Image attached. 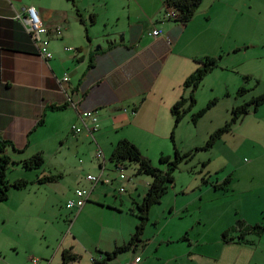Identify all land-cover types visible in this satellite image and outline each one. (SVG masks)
Instances as JSON below:
<instances>
[{"label": "crops", "instance_id": "crops-1", "mask_svg": "<svg viewBox=\"0 0 264 264\" xmlns=\"http://www.w3.org/2000/svg\"><path fill=\"white\" fill-rule=\"evenodd\" d=\"M165 1L0 0V138L14 148H5L11 162L35 154L56 158L70 143L92 152L101 146L108 154L117 141L127 139L143 155L145 144L154 138L167 142L173 122L170 109L190 93L183 86L185 79L200 66L198 59L216 58L220 51L212 34L214 5L203 0L192 19L182 24L165 20ZM30 7L48 30L43 36L52 54L48 60L38 55L14 19ZM155 28L162 31L160 37L150 35ZM88 110L98 115L93 139L70 129L79 124L78 114ZM101 136L108 139L109 150ZM165 152L166 145L152 155ZM88 207L85 204L81 213ZM146 230L140 244L105 264H256L260 248L223 240L211 244L200 236L190 240L185 226L175 235L163 236L156 226L146 236ZM131 236L120 234L106 249L96 246L95 254L67 248L63 240L61 262L62 253L70 251L79 258L71 264H92V259L98 264L127 245Z\"/></svg>", "mask_w": 264, "mask_h": 264}, {"label": "rangeland", "instance_id": "rangeland-1", "mask_svg": "<svg viewBox=\"0 0 264 264\" xmlns=\"http://www.w3.org/2000/svg\"><path fill=\"white\" fill-rule=\"evenodd\" d=\"M204 2L214 5L212 34L220 51V66L193 93L194 104L190 107L188 101L183 106L177 126L172 116L167 142L154 138L147 143L150 149L144 146V157L160 170L165 169L161 156L173 161L175 151L187 154L177 163L172 185L168 184L161 201L152 206L146 236H151L156 226L163 236L175 235L185 226L190 240L200 236L215 244L222 243L226 230L229 236L238 235L229 231L236 220L251 221V226L264 224V103L257 109L250 106L246 115L204 148L210 135L230 121L233 108L264 94V0ZM241 88L248 90L243 96L237 95ZM213 100L216 105L194 125L193 115ZM101 137L107 147L108 139ZM165 145L167 152L152 155ZM112 150L108 154L102 150L106 169L102 178L112 181L95 187L86 203L89 207L82 213L68 210L66 203L76 190L90 189V183L83 181L87 175L101 173L92 150L76 149L70 143L58 157H42L45 164L40 168L7 167L8 182L24 180L28 185L10 188L8 198L0 201V264H32L31 259L57 264L63 240L67 248L95 254L96 246L106 249L112 238L129 232L133 235L138 224L136 204L151 178L137 174L133 164L124 162L125 179L120 181V173L110 161ZM44 177L54 180L37 181ZM121 186L124 192H119ZM252 242L260 247L254 262L264 264V234Z\"/></svg>", "mask_w": 264, "mask_h": 264}, {"label": "trees", "instance_id": "trees-1", "mask_svg": "<svg viewBox=\"0 0 264 264\" xmlns=\"http://www.w3.org/2000/svg\"><path fill=\"white\" fill-rule=\"evenodd\" d=\"M203 0H166L165 4L176 13H178L177 22L182 24H187L197 9L201 5ZM221 56L215 57H203L198 59L200 66L185 79L183 86L185 89H190V93L186 98H181L170 109L171 115L173 116L175 126H177L183 116V106L189 101V106L191 107L194 102L193 93L199 87L204 78L210 74L214 69L219 66ZM248 90L239 89L237 95L243 96ZM264 103V94L252 98L250 102L237 106L231 111V119L223 127L214 131L209 139L207 140L204 148H207L215 140V138L224 130L228 129L230 124L234 122L237 118L244 116L248 113L249 107L253 105L254 109ZM216 105V100L210 101L205 108L201 109L193 115L192 121L196 125L197 121L205 115V113L210 110L213 106ZM63 107H56L55 109H62ZM173 135H171V138ZM12 147V144L8 141L2 140L0 138V201H5L8 198V191L10 188L21 189L28 185L27 181L24 180H15L13 182H8L6 180V170L10 164L20 165L22 168L27 170L37 169L43 166L44 160L40 154H35L28 159H24L18 162H11L9 156L5 154L6 147ZM187 155V154H185ZM185 155H180L175 151V160L170 161L168 157L161 156L160 164L165 166L164 170H160L156 167H153L150 164V161L142 156L138 148L128 141L127 139H121L116 142L113 147L112 153L110 155L111 161H121L128 162L135 166V171L137 174L147 175L151 178V182L148 185V189L143 196L140 203L136 204L135 215L138 219V224L135 228L133 235L131 236L127 245L114 249L111 253L106 254L105 260L98 264H105L106 261H111L116 258L118 255L126 253L127 251L135 248L140 244L141 238L143 236L146 224L149 219V212L153 205L158 204L164 194L167 191L168 184L173 183V173L176 169L177 163ZM53 177H44L40 178L37 181L40 183L51 181ZM54 180V179H53ZM52 180V181H53ZM225 188L224 186L222 187ZM134 213V211H132ZM231 232L238 234L235 238L227 239L228 232L222 234V240L225 243L233 242L239 245H252L253 242L246 241V237H254L260 239L264 234V224H254V226H246L242 220H236L234 227L230 229ZM79 258L77 256L71 255L70 251H64L62 253V262L61 264H71L78 262ZM94 264H97L95 262Z\"/></svg>", "mask_w": 264, "mask_h": 264}, {"label": "built area", "instance_id": "built-area-1", "mask_svg": "<svg viewBox=\"0 0 264 264\" xmlns=\"http://www.w3.org/2000/svg\"><path fill=\"white\" fill-rule=\"evenodd\" d=\"M14 19L18 20L22 25L25 32L28 34L33 46L36 48L38 55L48 60L52 58V54L48 49L49 40L45 37L48 33V30L43 25L38 11L34 8L30 7L24 10L23 13H18L14 16ZM165 20L167 21H177L178 20V13L173 11L172 9L167 10L165 14ZM59 33V30H56ZM150 35L154 38L160 37L162 35V31L158 28H155L151 31ZM63 81H67L65 77ZM78 123H74L71 125L70 129L71 132L75 135H79L82 132L87 137L93 139V134L98 130V115L96 110H88L78 114ZM96 158L99 159V167H100V174L98 176H92L91 174L85 177V181L90 183V189H78L74 192V197L67 201L66 208L69 210H75L79 212L87 202H89L91 192L98 184H108L111 183L112 180L103 179L102 172L105 170V160L103 152L100 148H97L95 151ZM114 167L116 170L119 171L118 179L123 181L125 176L123 175V171L125 169L124 162L121 161H114ZM124 187H119V192H124ZM33 264L37 263L36 259H31ZM94 259L91 260V263L94 264ZM133 264H139L138 260H135Z\"/></svg>", "mask_w": 264, "mask_h": 264}]
</instances>
